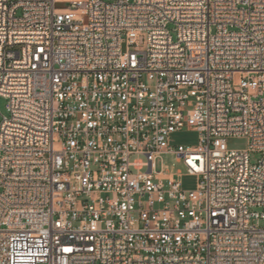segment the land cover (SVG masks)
Masks as SVG:
<instances>
[{"label":"built area","instance_id":"obj_1","mask_svg":"<svg viewBox=\"0 0 264 264\" xmlns=\"http://www.w3.org/2000/svg\"><path fill=\"white\" fill-rule=\"evenodd\" d=\"M1 97L0 264H264V0H0Z\"/></svg>","mask_w":264,"mask_h":264},{"label":"rangeland","instance_id":"obj_2","mask_svg":"<svg viewBox=\"0 0 264 264\" xmlns=\"http://www.w3.org/2000/svg\"><path fill=\"white\" fill-rule=\"evenodd\" d=\"M171 28V27H170ZM7 103L6 98H0V111L2 114L7 115ZM200 134L194 128H183L171 134L170 142L172 145H184V146H196L199 143ZM228 148L234 150H243L248 146V139L246 137H230L227 141ZM258 154L253 155L252 159L256 160ZM135 159V158H133ZM157 168L168 173H176L182 171L181 182L186 189H194L197 184L198 178L194 175L186 173L185 167L182 162L177 161V156L172 153L163 154L156 161Z\"/></svg>","mask_w":264,"mask_h":264}]
</instances>
